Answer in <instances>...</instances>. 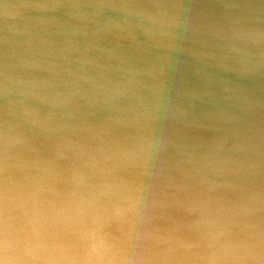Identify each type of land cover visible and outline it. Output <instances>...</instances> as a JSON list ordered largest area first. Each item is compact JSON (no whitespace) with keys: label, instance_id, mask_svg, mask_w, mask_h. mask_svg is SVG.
Here are the masks:
<instances>
[{"label":"water","instance_id":"obj_1","mask_svg":"<svg viewBox=\"0 0 264 264\" xmlns=\"http://www.w3.org/2000/svg\"><path fill=\"white\" fill-rule=\"evenodd\" d=\"M0 264H264V0H0Z\"/></svg>","mask_w":264,"mask_h":264}]
</instances>
